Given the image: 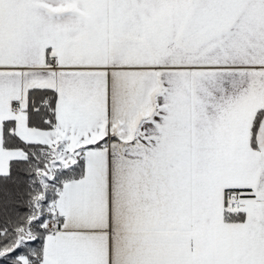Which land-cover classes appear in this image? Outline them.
Segmentation results:
<instances>
[{
    "label": "snow or ice",
    "instance_id": "snow-or-ice-1",
    "mask_svg": "<svg viewBox=\"0 0 264 264\" xmlns=\"http://www.w3.org/2000/svg\"><path fill=\"white\" fill-rule=\"evenodd\" d=\"M0 264H264V0H0Z\"/></svg>",
    "mask_w": 264,
    "mask_h": 264
}]
</instances>
